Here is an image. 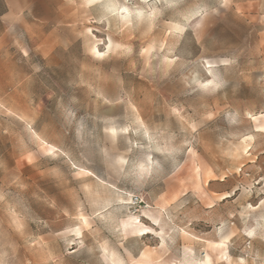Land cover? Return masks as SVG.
<instances>
[{"label":"rangeland","instance_id":"374dc122","mask_svg":"<svg viewBox=\"0 0 264 264\" xmlns=\"http://www.w3.org/2000/svg\"><path fill=\"white\" fill-rule=\"evenodd\" d=\"M227 4L0 0V264H264V0Z\"/></svg>","mask_w":264,"mask_h":264},{"label":"snow or ice","instance_id":"6c2138e0","mask_svg":"<svg viewBox=\"0 0 264 264\" xmlns=\"http://www.w3.org/2000/svg\"><path fill=\"white\" fill-rule=\"evenodd\" d=\"M224 6L225 7L228 6L227 0H225V5ZM93 51H95V49H93ZM96 54L99 55V53H96ZM224 63L226 64V63H228V61H224ZM221 71H223V69H221ZM205 79H207V77H205ZM216 86L218 87L219 85H216ZM201 87L207 89V85H202ZM262 131H264V130H262ZM141 159H143V156L141 154H139V153L135 154L132 157H129V159H128L129 167H131L133 164L139 163V161ZM145 231H148V229H145Z\"/></svg>","mask_w":264,"mask_h":264},{"label":"bare ground","instance_id":"6f19581e","mask_svg":"<svg viewBox=\"0 0 264 264\" xmlns=\"http://www.w3.org/2000/svg\"><path fill=\"white\" fill-rule=\"evenodd\" d=\"M262 117H264V115H256V116L253 117V120L257 121V120H259ZM255 127H256L257 131L264 132V131H262V130H264V125H256Z\"/></svg>","mask_w":264,"mask_h":264}]
</instances>
